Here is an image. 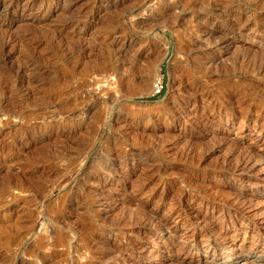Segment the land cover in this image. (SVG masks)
I'll return each instance as SVG.
<instances>
[{
  "label": "rangeland",
  "instance_id": "obj_1",
  "mask_svg": "<svg viewBox=\"0 0 264 264\" xmlns=\"http://www.w3.org/2000/svg\"><path fill=\"white\" fill-rule=\"evenodd\" d=\"M7 1L0 4V35L6 42L0 52V264H100L96 252L83 247L88 234L117 248L138 250L142 245L141 254L161 249L172 252L161 241L166 235L162 231L132 232L122 223L116 230L121 238L108 236L106 221L97 210L112 207L107 223L113 222L135 208L133 203L120 204L130 197L150 202L148 210L157 209L160 217L169 219L171 233L183 239L193 235L200 242L204 238L200 227L213 225L217 231L227 226V231L218 230V242L235 234L233 255L228 261L219 255L213 264H264L261 242L253 245L250 240L251 226L264 227V193L255 195L257 187L264 185L262 160H255L251 170L236 173L225 183L195 174L201 177L199 190L215 202L214 209H206L193 196L194 174L184 165L197 161L207 169L232 154L236 159L238 151L230 147L232 143L240 152L249 149L264 156V76L246 80L244 87L221 84L223 77L236 81L242 67L222 51L223 63L216 64L210 57L213 42L187 55L188 47L194 45L192 33L203 26L213 37L219 36V28L224 34L239 36L212 14L218 11L214 8L218 0H184L190 7L186 12L179 10L182 0H104V6L88 15L86 23L77 20L78 12L102 0H38L30 5L31 0L11 5ZM242 6L248 19L240 39L245 47L256 50L249 51V59H264V24L258 22L251 29L260 8H255L254 0H244ZM153 12H166V17L144 20L140 29L133 27L135 42L128 39L127 46L110 42L111 36L129 33L132 15L140 20V15ZM206 13L209 19L203 21L200 17ZM126 94L131 100L123 103L110 132V113L118 108L116 99ZM165 109L172 113L165 115ZM196 122L209 127L200 132ZM108 143L112 150L98 155ZM130 148L142 155L143 162L136 163L137 157L131 162L128 157L123 178L96 170L90 172L94 180L117 177L105 184L101 180L77 187L70 183L74 163L86 168L96 156L98 163L118 164L116 150ZM164 165H168L166 172H155ZM247 181L256 183L255 187L250 188ZM92 190L102 196L111 194L112 199H102V207ZM178 200L184 201V210L196 219V225L181 226L178 219L169 218ZM229 201L235 205L223 207ZM228 211L242 215L244 223L235 217L230 224L227 217L221 219ZM42 218L46 228L40 231L35 223ZM69 226L74 232H69ZM28 232H37L27 241L36 250L30 257L18 252L16 245L21 237L28 238ZM250 247L251 254L245 255ZM237 249H244V255L234 259ZM225 250L222 247L219 253ZM121 254L112 251L108 257L127 256ZM181 257L192 263L203 255Z\"/></svg>",
  "mask_w": 264,
  "mask_h": 264
},
{
  "label": "bare ground",
  "instance_id": "obj_2",
  "mask_svg": "<svg viewBox=\"0 0 264 264\" xmlns=\"http://www.w3.org/2000/svg\"><path fill=\"white\" fill-rule=\"evenodd\" d=\"M21 0H8L7 2L11 4H17L19 3ZM38 0H31L30 4H34L36 3ZM39 1H44V0H39ZM52 1V0H51ZM108 2L110 0H107ZM3 2L4 0H0V4H2L3 6ZM46 2V1H45ZM219 4H215L214 8L218 7V11L214 12L213 11V15L215 16V18H221L222 21L221 23L226 24L229 26V28H231L232 30L234 29V31L239 35L236 36L234 34H224V31L221 30V28L218 29V33L219 36L217 37H213V32L204 29V26L202 27L203 30L200 31H195L196 33H192V35L194 36L193 38V46H189L188 50H187V55L188 53H195L197 52V50H199L203 45L207 46V44H209L210 42H213V47H214V51L213 53L210 55V57H212V60L215 61L216 64L220 65L223 63V60L221 59V56H219V52H225L227 55H229V60L233 61V62H239L240 67H242V72H239L237 74V80H232L231 78L228 77H223L221 79V84L222 83H226L228 86H230L229 84H241V86H245V82L246 80H249L251 78H255V79H260L259 77L264 76V59H249V51H252L253 49H250L249 47H245L244 42H242V39H240L241 37V33L243 31V27L244 25L247 23V15L246 12H244L245 8H243L242 3L244 2V0H218L217 1ZM101 4L97 3L96 5H90L87 6L85 8H83L80 12H78L79 17L77 18V20L79 19V21H81L82 23H86V19L87 16L90 15L91 13H98V10L100 8H102L104 5V0L100 1ZM254 4H255V8L258 9L260 8V15L259 17H256L255 19H253L252 21V26L251 29L253 28V26H256V24L258 25V22H260L259 24H264V0H254ZM157 7V6H156ZM155 8V7H154ZM179 10H181L182 12H186L187 10L190 9L189 7V2L182 0L180 6H179ZM207 10V9H205ZM204 10V11H205ZM96 11V12H95ZM1 12V11H0ZM133 13V12H132ZM131 13V14H132ZM148 13V12H146ZM136 15V14H135ZM144 14V16L139 17L140 20H134L133 15L130 17V21L128 23V28H129V33H126L127 35H124L122 37H114L111 36V43L112 42H120L122 46L126 45L127 40L129 39V41L131 43L135 42V38H134V32H133V27L134 28H139L138 26H141V22L145 21H150L152 22L153 20H155L154 18L158 17V18H165L166 16V12L165 13H157L153 15L152 14ZM184 15H186V13H184ZM211 15V14H210ZM137 16V15H136ZM135 16V17H136ZM203 21H207L209 19V14H202V16L200 17ZM100 20H103L102 17L100 16ZM142 20V21H141ZM162 20V19H160ZM149 24V22H146ZM140 24V25H139ZM144 24V23H143ZM142 24V25H143ZM250 28V27H249ZM140 29V28H139ZM1 34V33H0ZM1 37V35H0ZM192 37V36H191ZM213 38V39H212ZM252 40H254V38H251ZM214 40V41H212ZM130 42L127 44L129 45ZM5 40L1 37L0 38V52L4 50L5 48ZM261 43V41H260ZM126 45V46H127ZM259 48H257L258 50ZM121 50V49H120ZM254 52H256V50H253ZM120 53V51H119ZM262 58V57H261ZM211 60V61H212ZM155 73H156V68H155ZM24 80V79H21ZM194 91V90H193ZM151 92H147L146 94L149 95ZM193 95L195 94V92H191ZM127 96L123 95V97L121 99H116L118 101L117 105L118 108L115 112L110 113V124H109V131L111 132V128L113 126L114 122H117L119 120V113L122 112L123 108L125 106H122L123 103H126L127 101L131 100V96H129V94H126ZM195 96V95H194ZM169 104H173V103H167L166 105ZM123 107V108H122ZM127 107V106H126ZM165 107V106H164ZM168 113H172V111L169 109H165V115ZM174 118V117H173ZM171 121V118H170ZM227 121V120H226ZM185 124L187 123V121H183ZM195 125L197 126V129L201 132L206 130L209 125L207 123H199L196 122ZM191 126V125H190ZM262 127V126H261ZM264 136V134H263ZM186 141V140H185ZM188 141V140H187ZM107 144V142H106ZM103 144L104 146H101V149L97 152V154L101 151H107V149L112 150L111 147L112 144L108 143V145ZM264 146V140H263V144ZM230 147L232 149L236 148V151H238V155L237 157H235L236 159H233V154L230 155L227 159H225V161L223 160L220 163L217 164H213L212 166L208 167L207 169H202L199 165V163L197 161L195 162H184L185 167L187 168L188 171H190L191 173L194 174V179H192L193 182H195L193 184V186L196 189L191 190L193 192V196L196 198V200H198L200 203H202V205L207 209V207H210L211 209L216 208V206L214 205L215 202L214 201H210L204 196V193L201 192L198 188V181H200L201 177L200 176H195V174L197 175L198 172L203 173V175H210L213 178L219 179V181L221 183H225L226 179H229L231 177H234V175L236 173H243L246 170H251L252 167L255 165L256 161L258 160H262L263 164H264V156L261 155H257V153L255 154L252 150H247V152H240L239 151V147L236 143H232L230 145ZM234 147V148H233ZM238 148V149H237ZM214 150V149H213ZM235 151V152H236ZM96 154V155H97ZM102 154V153H101ZM100 154V155H101ZM99 155V154H98ZM97 155V156H98ZM105 155V154H103ZM142 157V155H140ZM139 154L137 152H134L133 150L130 149H125V150H116L115 152V158H118V164L114 163V162H110L108 165L107 160L104 163H98V161H96V156H94L93 159H89V161L87 162V167L83 168V165H80V163H74L76 164L73 168H74V174L70 176H68L70 179V183L73 184L74 187L79 186L81 183H93L96 184L98 181H102L103 184H105V182H109V181H113L112 178H116L117 175L121 176L122 178L125 176V167L127 166L125 164L126 160L128 159V157H131V162H133L135 159L136 163L137 162H143V159L139 158L140 157ZM137 157V158H135ZM135 158V159H134ZM205 159V157H202ZM119 159H122L121 161H119ZM256 160V161H255ZM100 161V159H99ZM90 163V164H89ZM79 164V165H78ZM131 164V163H130ZM133 165V164H132ZM123 166V167H122ZM77 167V168H76ZM129 167V166H128ZM133 168V167H132ZM72 169V168H71ZM89 171V173L87 172V170ZM155 172H158L160 174V172H166L168 170V165H164V166H159L155 168ZM73 170V169H72ZM106 171L109 172V177H111V175H115L113 176L111 179H109V177L107 176H101V178L99 179H95V177H93L94 175H91L90 172H94V171ZM264 170V169H263ZM233 181V180H231ZM230 181V183H231ZM238 181H240L241 183H244L243 178H239ZM118 182V181H117ZM101 183V182H100ZM248 183L249 187H255L256 183L254 182H246ZM161 191L164 190V186L160 187ZM113 189V188H112ZM116 189V188H115ZM118 190V189H117ZM97 190H92L91 192L94 193V196L98 197L99 200H96V204H99L103 207V201L102 199H108L111 200V194H108V196H102L100 193L96 192ZM114 191V190H113ZM119 191V190H118ZM117 191V192H118ZM260 193H264V185H262L261 187H257L256 193L255 195H258ZM102 196V197H101ZM131 198V199H130ZM129 200H124L121 199L120 200V204H123L125 202H129V203H133L135 205V208H131V212H128V214H125L124 216H121L119 218H117L115 221H109L107 223V218L110 215V212L113 210L112 207L108 206L107 208H105L103 211L97 210L98 212H101L100 216H102V219L106 222H104L106 224V229H108V236L112 235V239H117V237L121 238V234L118 232H116L117 229H120L122 223L129 228L132 232L134 231H146V232H150L151 230L155 233H159L160 231L164 232V234H166L165 236L161 237V241L163 242V244L165 245V247L169 246L172 247V252L167 251L166 249H161L158 253H155L154 251H148L147 254H141L139 253V249L142 248L141 247L138 248V250H134L131 248H124V247H114L111 246L110 243L108 244V242L106 243L105 241H101L96 237H91L90 234H88L85 243L83 244L84 248H88L89 250L91 249L96 256L95 258H97L98 262L100 264H115L118 261H120L122 264H138V262L141 261H157L159 262L158 264H163V261L169 262L170 264H213L212 260L215 257H219V255H221L220 259L224 260V261H228L232 255H233V242H232V238L235 237V234H231L228 239L226 241H222V242H218V240L220 239V236L218 233L219 231H221L224 228V231H227V226H219L220 230L217 229V231H215V228L213 225L208 226L209 228H204V227H200L199 228V232L202 233L203 237L202 241L198 242V240H195V236H190L186 239H183L179 236H175V234L171 233L172 230L169 227V219L167 218H162L160 217V215H158L157 213V209H155L154 207H152V209L148 210V203L150 202H146V201H137L134 198L130 197ZM234 204L235 205V201H229L227 203H224L223 207H227L230 208L232 207ZM98 206V205H97ZM162 207H164V204L161 203ZM223 207H221V211L223 209ZM185 208V203L183 200H178V202L175 205V208L172 212L168 213L169 218L170 219H174L175 221L178 219L179 223H182L181 226H183V224H187L188 226L190 225H196V219L191 217L188 213L185 212L184 210ZM234 211H239L237 208L233 207ZM61 209V208H60ZM232 211H228L227 213H225V215L221 218L223 219L224 217H227V222L230 224L231 221H233L234 219H231V217H235L238 218L237 221L238 223H240L242 225V223H244V218L242 215H240L239 217H237V215L235 214H231ZM199 214L196 212V218L198 217ZM234 222V221H233ZM111 223V224H110ZM37 225V227H39L40 231L45 229V219L42 218L41 221H37L35 223ZM185 225V226H187ZM70 227V228H69ZM69 232H74V228H72V226H69ZM230 227V226H229ZM233 227V225H232ZM219 230V231H218ZM250 231H251V236H250V240L251 242H253V245L256 242H261V248H260V255H264V227H258V226H251L250 227ZM215 232V233H214ZM246 232V231H244ZM35 233L37 232H28L27 234H25L28 238H24V240H22L23 237H21L18 241L16 242V245H18V252H21L22 255L30 257L33 256L31 255V253L35 252L36 250L33 248H29V244L27 243V241L29 239H31ZM212 233H214V236L212 235ZM172 234V235H171ZM24 235V236H25ZM103 235V234H102ZM195 235H197V233H195ZM160 239V237H158ZM138 236L136 235V240L138 241ZM191 239V241H190ZM158 241V240H157ZM141 242V240H140ZM18 243V244H17ZM158 244V242L156 243ZM205 244V246H204ZM224 247L226 250V252H224L223 254L219 253L221 248ZM253 248L250 247V249H248V251H246L245 255H249L251 254ZM116 252L118 253H122L121 255H127V256H121L119 257V259L117 260V258L114 257H108L110 252ZM244 249H237L234 252V259H238L241 255H244ZM201 253L203 255V257H201V259L198 260H194L192 263L191 261H187L185 258L181 257V255L184 254H196L197 253ZM23 256V257H24ZM207 258H211L210 261L207 260ZM26 262V261H25ZM24 262V264H25Z\"/></svg>",
  "mask_w": 264,
  "mask_h": 264
}]
</instances>
